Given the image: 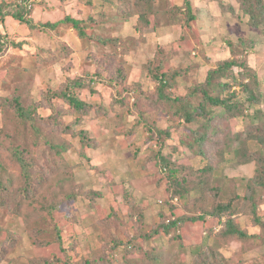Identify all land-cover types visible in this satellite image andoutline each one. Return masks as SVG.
<instances>
[{"label": "rangeland", "instance_id": "rangeland-1", "mask_svg": "<svg viewBox=\"0 0 264 264\" xmlns=\"http://www.w3.org/2000/svg\"><path fill=\"white\" fill-rule=\"evenodd\" d=\"M141 1L31 0L30 27L10 16L24 6L0 0V194L10 197L0 198V264H264L252 213L255 204L264 220V187L255 184L264 146L250 136L264 132V26L251 25L242 0H190L195 20L185 0H149L156 16L142 29L134 11L120 16ZM67 17L81 21L85 38ZM232 60L230 89L214 83L210 93L245 100L236 77L256 99L243 114L208 105L209 127L198 116L186 122L178 110L199 107L210 71ZM161 62L184 76L163 88L151 68ZM69 87L89 106L85 142L66 126L75 114L58 94ZM16 98L35 111L25 130ZM48 141L69 149L59 155ZM162 158L185 166L183 185L208 181L204 208L187 209L196 191L171 210ZM20 161L38 172L28 188ZM230 201L256 238L219 239L227 217L213 209ZM173 213L182 226H166Z\"/></svg>", "mask_w": 264, "mask_h": 264}, {"label": "trees", "instance_id": "trees-1", "mask_svg": "<svg viewBox=\"0 0 264 264\" xmlns=\"http://www.w3.org/2000/svg\"><path fill=\"white\" fill-rule=\"evenodd\" d=\"M23 1H24L23 4H17L16 6L18 7L19 5L24 6L25 7L24 11L22 10L20 11V9H18L16 10V13L11 14L10 16L20 21L21 23H24L32 27V21L31 19H29V16L32 12L33 4H30L31 0H23ZM26 3L30 4L31 8H28L25 5ZM242 4H244V12L249 17V20L252 23L251 25L254 27H258L261 25L264 26L263 0H242ZM185 5H186V10L188 12L187 15L189 19L195 20L196 14L193 12L191 1L185 0ZM133 11H134V14H133ZM131 14L136 15L138 17L137 26H139L142 29L145 28L149 24L150 16L151 17L156 16L154 13V6L152 3H149V0H143L140 3H135L131 5L130 9L126 10L124 14L121 13L120 16L122 18L125 16L123 20H126L129 17L133 16ZM2 15H3L2 10H0V16ZM61 22L71 23L73 25V28L77 30L80 38L83 39L86 37L85 31L81 28V21L67 17L65 20ZM61 22H57L53 24L49 23L45 26L54 29L58 25L62 24ZM1 38L2 36L0 35V52L3 50V47H4L3 45L4 42L2 41ZM108 43L110 42L109 41L106 42V44ZM162 62L158 66H155L154 64L151 65V68L155 70V71L152 70V74H154V78H156L157 82H159V85L165 88L167 87V84L170 80L176 79L177 77H180V76H184V73L180 71L179 72L175 71L169 74L168 72L163 71ZM235 66H237L235 61L233 60L225 61L219 68L213 71H210V73L208 74L206 78V82L202 84L203 88L201 89V92L203 93V97H202L203 101L199 105V107L197 108L194 107L192 109H189V108L182 109L181 108L178 110L179 114L184 117L186 122L191 123L198 116L200 118L206 119L207 121L205 120V126L209 127L208 122H211L213 118V112L212 111L208 112V109H207L208 105H210V107L212 108H218L220 110H223L224 114H227V113L235 114L234 112L236 111L241 112L243 114L244 106L247 103L251 102V100L256 99V96L254 92L250 89L249 84H246L244 81H239V79L236 77L232 79L235 83H237L240 87H242L245 92H247L245 95V100H242V101H239V100L234 101L235 93H231L227 97H221L220 94L215 96L210 93V90L214 83L217 85L219 92H225L226 90L230 89V85H229L230 82L228 81V76L226 75V71L232 70ZM76 86L79 87V85H76ZM248 92H249V95H248ZM58 97L61 98L66 104H68L73 110V113L75 114V121L69 125H66L67 128L68 129L76 128V133L78 137L80 138L81 142H85V139L87 137V132L83 128H81L79 124H80V119H81L82 114L88 111L89 106L84 101L79 99V97L75 94V91L72 87H69L64 92L59 93ZM13 107L15 108V111L18 117V121H19L18 124L21 127H24V130L27 129L28 124L35 123L36 118L34 117V114H35L34 109L32 110L31 108L29 107L27 108L26 106H24L21 101V98L19 99L16 98L13 100ZM258 133L259 134L257 135L250 134V136L252 139L257 140L261 145L264 146V132L260 131ZM202 139H203V136H200L198 138V142L202 141ZM48 144L52 145L51 148L55 151V153H58L59 155H63L69 149V144H66L64 142L60 143V141L59 142H54V141L49 142L48 141ZM18 156L22 157V152H19ZM245 160L249 161V158H246ZM20 162H22L24 166L26 165L29 166V167H26V169H24V178L27 182L26 188H28L34 181V176L32 173L33 172L38 173V172L36 170L33 171L35 166L32 162L30 161H27V162L20 161ZM161 162H162V165H161L162 170L164 171V173H166L165 175H167V178L169 179L168 183L172 187L174 185V189H175L174 190L172 188V191L174 190L173 192H175V195H173L171 198L172 200L171 210L179 211V209H183L182 207H180L181 206L180 198H183L184 192L192 193L196 191H198L200 194L198 196H195L192 199V203L191 205H189V207H187V209L190 211H193L195 207L204 208L205 207L204 196L205 195L206 197L208 196V194L206 193L207 188H208V186L206 185L208 184V181L203 182L201 180L197 183L188 184L187 186L183 185L180 182L179 177L183 175L182 170H184L185 166L182 168H179L176 162L172 163L170 159H165V158H162ZM258 163H259V171L257 173L255 184L258 186L264 187V158L262 157V159ZM43 182L45 181L43 180ZM6 188L7 187H5V184L0 183V192L5 191ZM61 193H62V189H61ZM0 198L1 200L3 199V201L4 200L7 201L8 199H10V197H6L5 194L3 195L0 194ZM27 199H30V197H28ZM17 206L19 205L17 204ZM256 209L257 207L255 206V204H253L252 205L253 221H254V224L260 228L261 234L259 235V237L264 242V220L257 214ZM213 213L218 215L219 218H222L225 216L227 217V220L224 223L223 231L220 233L221 234L219 238L220 240H221V237L223 236L224 237H237L238 239H251V238L257 237L256 235L248 234L246 229L244 230L243 228L240 227L238 222L235 220L234 214L236 213L234 212V205L231 204V201L227 203L226 205L221 204V205L215 206V208L213 209ZM174 216L175 217H172L171 219L167 220L166 222L167 227H173V228L177 227L178 228L182 226L184 215L180 216V215L174 214ZM197 220H200V218L195 219L193 221H197ZM131 245L134 246V244H131ZM130 249L132 251V247H130ZM128 251L131 252L130 250Z\"/></svg>", "mask_w": 264, "mask_h": 264}, {"label": "built area", "instance_id": "built-area-1", "mask_svg": "<svg viewBox=\"0 0 264 264\" xmlns=\"http://www.w3.org/2000/svg\"><path fill=\"white\" fill-rule=\"evenodd\" d=\"M16 2L18 3V4H23L24 3V1L23 0H16ZM28 8H31V5L30 4H25Z\"/></svg>", "mask_w": 264, "mask_h": 264}]
</instances>
